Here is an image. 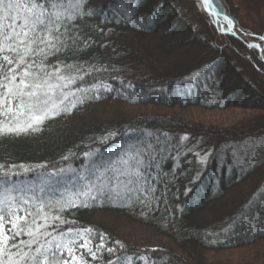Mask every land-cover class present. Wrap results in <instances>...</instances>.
<instances>
[{"label":"trees","instance_id":"16d2710c","mask_svg":"<svg viewBox=\"0 0 264 264\" xmlns=\"http://www.w3.org/2000/svg\"><path fill=\"white\" fill-rule=\"evenodd\" d=\"M181 1L89 0L82 11L94 5V14L69 23L78 50L65 48L59 59L50 56L46 63L49 71L52 65L80 66L84 81L73 90L101 87L70 112L45 119L39 131L0 139V172H16L12 182L59 168L82 172L100 153L105 160L141 154L144 195L138 190L109 199L106 194L88 208L61 213L69 222L63 230H94L93 246L103 234L105 247L96 252L97 259L80 252L88 264L118 257L137 264H223L207 254L264 244V63L257 47L228 31L233 24L264 47V4L211 0L227 22L221 26L202 0H192L196 19ZM128 107L146 111L134 114ZM190 109L250 114L231 126H216L191 120ZM252 140L259 142L242 151ZM149 186L155 191L148 192ZM126 225L153 230L175 252L132 244L118 230ZM246 264H264V249Z\"/></svg>","mask_w":264,"mask_h":264},{"label":"snow or ice","instance_id":"6c2138e0","mask_svg":"<svg viewBox=\"0 0 264 264\" xmlns=\"http://www.w3.org/2000/svg\"><path fill=\"white\" fill-rule=\"evenodd\" d=\"M88 2L0 0V117H4L0 120V139L39 131L45 119L70 112L101 87L91 84L73 90V85L84 81L80 74L83 69L78 65H65L64 69L52 65L53 70L49 71L46 63L50 56L59 59L58 54L65 48L78 50L80 42L71 33L69 23L94 14V5L88 12L82 11ZM68 40L73 44H68ZM104 89L111 91V86L105 85ZM70 97L75 99L68 107L65 102ZM140 155L136 153L118 161L122 166L120 175L129 177L127 183H132L131 178L135 177L139 185L143 179L140 170L145 162ZM111 170L110 163L94 179L73 172L75 179L70 178L69 184L59 187L51 181L64 175L62 168L41 174L42 182L35 186L13 183L10 176L17 173L11 168L0 172V264H88L83 254L77 255L80 249L97 259L96 252L105 247L103 234L100 243L93 246L94 230L71 227L63 230L61 226L69 222L61 213L68 208H88L106 194L112 199L116 185L103 179ZM116 180L119 182V176ZM77 181L81 183L77 185ZM139 190L144 195L143 189ZM154 191L149 186L148 192ZM25 236L27 239H23ZM107 251L112 253L114 249L109 247ZM127 259L131 261V257ZM107 264H119V257L117 261L108 260Z\"/></svg>","mask_w":264,"mask_h":264},{"label":"rangeland","instance_id":"374dc122","mask_svg":"<svg viewBox=\"0 0 264 264\" xmlns=\"http://www.w3.org/2000/svg\"><path fill=\"white\" fill-rule=\"evenodd\" d=\"M203 4L207 6L206 0H202ZM262 4H264V0H260ZM183 8L186 12V14L193 15L192 17L195 18L194 14L197 13L196 8L193 6V1H189L192 3V5L187 6V0H182ZM186 3V4H185ZM207 10L211 11V15L214 19V22L219 23L221 26L225 25L224 23H227L221 16L218 14H213V8L206 7ZM187 10V11H186ZM188 14V15H189ZM218 15V16H217ZM196 19V18H195ZM189 20H191L189 18ZM192 21V20H191ZM193 22V21H192ZM233 24L228 25V31L230 34H235L238 38V41L241 39V41L246 42L248 45L257 47V52L259 53V57L264 63V47L258 46L256 43L252 42L249 37H243L240 35L239 31L235 28H233ZM263 53H262V52ZM72 99V97L69 98V101ZM69 101H66L65 104L68 105ZM130 113H137V112H144V108H135V107H128L126 109ZM148 110V109H147ZM149 111V110H148ZM187 114L191 116V120L198 121L199 123H206V124H214V125H225V126H231L238 121L242 119L243 116L249 115L248 112H242L238 110H230L225 111L222 113L218 112H205L198 109H190ZM192 121V122H193ZM259 141L252 140V142L242 145L243 147L241 150L246 151L252 147L254 143H257ZM262 145H264V141L262 142ZM245 146V147H244ZM116 149L120 148V145L115 146ZM259 147V146H258ZM237 152H240L239 150ZM244 153V157L248 156V152H242ZM105 155L103 153L94 155L90 157L87 161V166L85 170L82 172H75L76 174L83 175L86 178L94 179L95 174L104 171L106 168H109L110 163L112 170L108 171L104 176L105 183H111L113 185H116V189L111 193L112 196L119 197L127 193H135L139 189H142L144 187V180L139 181V185L136 183V178L132 177V183H127L129 180V177L126 175H120L121 172V165H119L118 161L121 158H126L123 155H116L115 157L110 160H105ZM236 159H241L240 156H235ZM234 158V159H235ZM204 160V159H202ZM119 176V182L116 180V177ZM46 179L47 177H43ZM71 179H75V176L73 175V172L65 171L64 175L54 177L51 181V184L55 187H59L61 185L69 184ZM42 182V176H40L38 179L35 180H25L21 182H13V183H19L22 185H31L35 186ZM87 181H84L86 183ZM81 182L77 181V185H79ZM58 195V193H57ZM80 199H83V197H80ZM119 233L120 235L125 238V240L131 242L134 245L145 247L147 249L151 250H170L175 252L174 246L170 243V241L166 240L165 238L157 235L153 230L143 227H136V226H121L119 227ZM80 243H83V240L80 241ZM261 248L253 247V248H246L244 250L239 251H227L222 252L220 254H207V258L212 259L218 263L223 264H246L248 261L252 260L256 257V254L261 250L264 249V244L259 245ZM80 252H87L85 249H80L77 255L80 254ZM259 255V254H258ZM142 264H145V262H141ZM119 264H137V261H134L131 259V261H128L127 257L124 259L119 260Z\"/></svg>","mask_w":264,"mask_h":264},{"label":"water","instance_id":"95a60500","mask_svg":"<svg viewBox=\"0 0 264 264\" xmlns=\"http://www.w3.org/2000/svg\"><path fill=\"white\" fill-rule=\"evenodd\" d=\"M206 4H207V6L209 7V8H213L212 7V4H211V0H206ZM216 15V14H215ZM233 28H235V25L233 26ZM231 35H233L235 38H236V35L235 34H231ZM237 40H238V38H236Z\"/></svg>","mask_w":264,"mask_h":264}]
</instances>
